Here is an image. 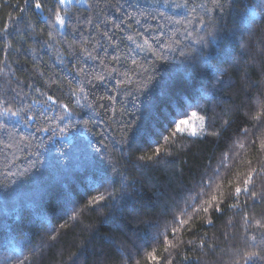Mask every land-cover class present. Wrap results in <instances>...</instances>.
<instances>
[{"label":"snow or ice","instance_id":"snow-or-ice-1","mask_svg":"<svg viewBox=\"0 0 264 264\" xmlns=\"http://www.w3.org/2000/svg\"><path fill=\"white\" fill-rule=\"evenodd\" d=\"M211 2L215 8L222 7L218 0ZM22 3L23 7L17 5L20 15H9L0 26V78L12 79L17 70L24 71L19 59H9L18 56L26 60L30 59L33 73L37 74L48 87L56 85L63 88L61 78L55 71L58 67L69 79V95L77 97L78 106H83V102H87V89L95 88L97 84L106 86V81L110 78L119 88H124L131 82L130 74L135 68L129 67L124 71L123 66L128 65L129 61L131 65L137 64L136 49L143 50V45L137 43L134 36L129 34L126 38L132 41L135 48L128 45L122 48L121 33L127 34L134 26H137L136 35L143 38L145 45L149 44V35L146 33L150 34V39L156 46L154 55L157 60L167 62L169 55L177 54L184 58L180 62L186 64L185 69L174 70L181 72V76L173 77V70H170L167 77H162L156 86L147 92L138 87L133 97L131 91H125L126 97L133 98L131 101H125L131 103V109L127 111L132 114V119L127 120L124 127L132 126L134 131L130 141L121 140L119 144L126 145L129 150L135 148L136 151H143V146H147L148 152L135 157L140 167L158 165L166 158L172 157L179 140L187 138L195 141L220 137L221 132L229 126V122L225 120L223 126L218 129L212 116L207 115L208 110L205 109L203 101L211 99L209 90L219 94L221 89L229 86L225 79L228 76V69L222 65L234 63L233 57L238 46L243 50L242 57L245 63L249 61L254 63L257 57H264V30L257 44H253L252 36L247 42H242L243 32L252 30L255 18L259 16L264 20V4L244 6L243 11H237L239 20L234 21L236 30L231 34L225 32L220 35L215 20L205 19L214 9L209 8L205 3L195 4L193 0H182V2L181 0H150L143 5L140 3L125 5L122 0H107L103 8L99 2L94 4L92 0H22ZM230 6L237 7V0H232ZM109 8L114 13L111 16L106 11ZM181 8L186 10L181 20L176 19L179 12L168 14L171 9ZM257 8L261 11L258 12ZM98 9L100 11H97ZM29 13L36 18V22L28 19ZM174 25H181L183 33L181 34L180 29L173 28ZM187 25L192 27L189 28ZM196 26L200 30L197 32L198 38L193 37ZM70 33L79 40L78 45L75 41H69ZM237 33L241 34L239 38ZM252 35L254 36L255 33ZM184 41H192V43L184 44ZM205 43H214L215 48L206 54L203 47L198 54L190 55L185 51V48H192L194 45L203 46ZM45 49L56 50V64L51 67L47 66L41 55ZM88 61H92L100 71H97L96 67H89ZM201 63L204 65L203 68L200 67ZM14 64L20 65L19 69L13 67ZM46 76L47 80L44 79ZM148 79H152V76ZM213 79L215 84L212 82ZM15 83V88L0 95V117L22 121L25 127L34 129L35 133L51 132L50 128L40 126V122L41 117L44 123L56 120V116L47 114L54 108L66 113L58 117L59 121L64 122L71 117L69 105L58 104L53 96L46 95L40 88L31 84L21 86L18 77L15 78ZM73 84L75 87L72 86ZM249 86L259 89L261 84L249 81ZM117 87L108 91L119 95ZM141 95L145 98L138 104L137 100ZM107 99L114 104L116 96L108 95ZM87 106L92 107L90 103ZM97 107L105 106L98 104ZM137 111L140 112L139 116L135 115ZM254 119L259 121L260 115L258 114ZM133 121L139 123L133 125ZM0 132L5 133L7 137V142L3 144L4 151H9L14 146L19 147L21 144L27 147L31 143L26 137L17 139L9 133L6 122L0 123ZM240 132L247 136L249 129L241 128ZM37 138L42 142L44 136L32 137V139ZM251 143L255 144L256 141L253 140ZM107 147L102 145L105 152ZM235 147L242 149L244 144L237 141ZM259 149L264 151V141H261ZM95 152L103 154L100 149H95ZM31 155L36 157L34 161H30L34 167L35 164L40 163L39 152ZM131 159L130 151L129 161ZM246 163L248 167L245 172L237 173L234 179L227 180L228 186L232 189L229 196L234 202L225 204L223 193L218 192L221 187L218 181L224 177L225 170L234 167L231 157L225 153L218 166L212 169V174L205 173L197 181L196 188L181 189L185 195L174 201L172 211L166 213L172 215V221L170 225L164 226L163 231H160L159 218L154 221H144L142 215L144 206L135 191L136 184L128 182L129 178L122 169L118 170L114 166L110 172L99 156L95 164L96 171L93 173L98 183H95L81 198L83 203L71 200L69 195L64 193L62 194L64 203L57 206V210L64 212L69 204L73 205L71 213L68 214L72 221H78L86 213H92L103 216V223L117 216L125 223L129 221V217L131 220L145 223L148 231L139 237V244L133 241L139 252L145 255L144 264H160L162 259L163 264H173V250L184 246H187V251L181 256L184 264H202L201 256L204 250L214 248L211 243L206 244L207 236L197 242L185 241L180 234L191 231V221L198 213H209L212 210L223 216L226 211L231 210L238 218L235 224L229 221L230 227L235 231H226L222 235L225 241L238 242L241 246L232 252L229 264H264V215L256 218L254 213L257 206H264V158L257 159L255 163L247 160ZM126 167L127 163L123 165V168ZM10 174L16 175L14 172ZM49 195L54 197L55 193ZM66 224L67 221L60 224L59 228H65ZM208 224L215 226L211 220ZM49 225L50 228L46 229L47 235L40 243L32 244L27 237L23 238V243L14 244L15 254L11 258L0 260V264H13V261L15 264H40L44 248L49 242L56 241L59 235V229L51 225L50 221ZM94 243L92 238L86 240L70 257L71 264H89L87 253L89 246ZM101 244L115 248L124 255L126 261L140 264L136 255L131 251H125L123 241H118L116 237H103ZM154 245L162 246L167 256H158V249ZM148 248H151V251H147ZM197 249L201 250V255L187 254ZM95 255L94 264H106V262L110 264L111 258L108 257L104 247H101Z\"/></svg>","mask_w":264,"mask_h":264},{"label":"trees","instance_id":"trees-1","mask_svg":"<svg viewBox=\"0 0 264 264\" xmlns=\"http://www.w3.org/2000/svg\"><path fill=\"white\" fill-rule=\"evenodd\" d=\"M92 2L94 4L99 2L103 8L107 0H92ZM122 2L125 5L136 3L143 5L150 0H122ZM218 2L222 7L215 8L211 0H193L195 4L205 3L209 8L214 9L205 19L215 20L220 35L225 32L231 34L236 30L234 21L239 20L237 11H243L244 6L264 4V0H237V7L234 8L230 6L232 0H218ZM18 4L23 7L22 0H0V5H3L0 7V26L9 15H20L17 10ZM106 11L110 16L114 14L110 8ZM257 11L259 12L261 9L257 8ZM176 12L180 13L176 16L177 20H181L186 14V10L182 8L171 9L168 14L173 15ZM28 19L36 22V18L31 13L28 14ZM40 24L43 27L42 21ZM136 27L134 26L127 34L121 33L122 48L124 45L135 48L132 41L126 38L129 34L134 36L137 43L143 45V50L136 49L137 64L131 65L129 61L128 65L123 66L124 71H127L129 67L135 68V71L130 74L131 82L124 88L117 87L111 78L106 81V86L97 84L95 88L86 90L88 100L83 102V106L76 104L77 97H70L69 79L60 72L58 67L55 71L61 78L63 88L56 85L48 87L44 84L39 76L33 73L30 59L26 60L18 56L9 58L19 59L24 71L17 70L12 79L0 78V95L15 88V78L18 77L21 86L31 84L40 88L46 95L53 96L58 104L69 105L72 115L67 121L61 122L58 117L66 115V113L54 108L47 114L56 116V120L44 123L43 117H41L40 126L50 128V133H35L34 129L25 127L22 121L0 117V123H7L9 133H12L17 139L26 137L31 141L27 147L21 144L19 147L14 146L11 150L4 151L3 144L7 142V137L5 133L0 132V260L11 258L15 254L14 244L23 243L25 237L32 244L40 243L41 239L47 235L46 229L50 228V221L51 225H55L59 229V235L56 241L49 242L44 248L40 264H71L72 254L77 252V249L89 238L95 241L88 249L89 264H94L95 253L99 252L101 247H104L108 257L111 258L110 264H132L131 261H126L124 255L116 251L115 248L101 244V238L107 236H114L118 241H123L125 251H131L136 255L140 264H144L145 255L139 252L136 244L140 243L139 237L148 231L145 223L131 220L130 217L129 221L125 223L119 216L103 223V216L92 213H86L78 221H72L68 214L71 213L73 205L69 204L64 212L57 210V206L64 203L62 194L67 193L71 200L83 203L81 198L95 183H98L93 175L96 171L97 156L110 172L114 166L118 170L122 169L129 178L128 182L136 184L135 191L141 198L140 203L144 206L142 212L144 221H154L159 218L161 221L160 231H163L166 224H171L172 215L166 213L172 211L174 201H178L185 195L181 189L196 188L197 181L205 173L211 175L212 169L218 166L225 153L229 154L231 163L234 165V167L225 170L224 177L218 181L221 184L218 192L223 193L225 204L234 202L229 196L232 189L228 186L227 180L234 179L237 173L245 172L248 167L247 160H252L255 163L257 159L264 158V151L259 149L261 141H264V127L261 126L264 125V57H257L254 63L251 61L245 63L242 57L243 50L238 46L236 55L233 57L234 63L222 65L228 69V76L225 79L229 86L221 89L219 94L214 90H209L211 99L203 101L205 109L208 110L207 115L212 116L216 127L221 128L223 122L227 120L229 122L227 129L222 131L218 138L208 137L195 141L187 138L179 140L175 145L172 157L166 158L158 165L139 166L135 157L148 152L147 146H143V151H136L135 148L129 150L126 145L119 144L121 140L130 141L134 131L132 126L124 127L125 122L132 119V114L127 111L131 109V103L125 101L132 100L138 87L145 92L154 88L162 77L168 76L170 70H173V77L181 76V72L174 70L185 69L186 64L180 62L184 58L178 54L169 55L167 62L157 60L154 55L156 46L152 43L150 34L146 33L149 35V44L145 45L143 38L136 35ZM172 27L180 29L181 34L183 33L181 25ZM187 27L191 28L192 26L187 25ZM262 30H264V20L257 16L252 30L243 32L242 42H247L252 36L253 44H257ZM198 31H200L199 27L196 26V31L193 32L194 38H198ZM253 33H255L254 36ZM240 35L237 33L238 38ZM68 39L79 44V40L71 33L68 35ZM183 43L189 44L192 41ZM201 47L206 54L215 48V44L194 45L192 48H185V51L190 55L198 54ZM55 51V49H45L41 53L48 67L56 64ZM87 63L89 67H96L92 61ZM20 65L14 64L13 67L19 69ZM200 67L203 68L204 65L201 63ZM96 70L100 71L99 67H96ZM209 72L211 73V69ZM149 76H152V79L149 80ZM44 79L47 80L48 77L46 76ZM249 81L259 82L261 87L253 89L249 86ZM212 82L215 84V79ZM72 86L75 87V84ZM113 87H117L119 95L108 91ZM126 90L131 91L133 97H126ZM108 95L116 96L114 104L107 99ZM144 98L141 95L137 103L139 104ZM88 103L92 105L91 108L87 106ZM98 104L105 107H97ZM258 114L260 115L259 121L254 119ZM135 115L139 116L140 112H135ZM138 123L139 121H133V125ZM245 127L249 129L247 136L240 132V129ZM33 135L37 137L43 135L44 139L42 142L38 138L32 139ZM253 140L256 141L255 144L251 143ZM237 141L242 142L244 148H236ZM102 145L108 146L106 152ZM95 149H100L103 154L96 153ZM230 149L231 151H229ZM130 151L132 153L131 161H129ZM36 152H39L40 163L33 167L30 161H34L36 157L31 154ZM169 160L173 162L169 163ZM125 163H127V167L123 168ZM13 172L16 175L10 174ZM112 174L114 175V173ZM53 192L55 193L54 197L49 195ZM254 213L256 218H260L261 215H264V206H257ZM45 217L47 219H44ZM209 220L213 222L214 227L208 224ZM237 220L238 218L233 215L231 210L226 211L223 216L212 210L209 213L201 212L193 217L191 231L182 232L180 236L185 241L195 240L198 242L206 235V244L211 243L214 248L213 250L207 248L204 250V254L201 256L202 264H229L232 252L241 245L238 242L225 241L222 233L235 231L230 227L229 221L235 224ZM66 221V227L60 229L59 225ZM133 241H136V244ZM154 246L158 249V256H167L163 252L162 246ZM147 251H151V248H148ZM186 251L187 246L173 250V264H184L181 256ZM187 254L201 255V250L197 249L195 252ZM13 264H15L14 261ZM160 264H163V259Z\"/></svg>","mask_w":264,"mask_h":264},{"label":"rangeland","instance_id":"rangeland-1","mask_svg":"<svg viewBox=\"0 0 264 264\" xmlns=\"http://www.w3.org/2000/svg\"><path fill=\"white\" fill-rule=\"evenodd\" d=\"M179 10V9H178Z\"/></svg>","mask_w":264,"mask_h":264}]
</instances>
